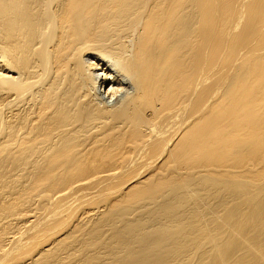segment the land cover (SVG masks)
Listing matches in <instances>:
<instances>
[{"label": "bare ground", "instance_id": "6f19581e", "mask_svg": "<svg viewBox=\"0 0 264 264\" xmlns=\"http://www.w3.org/2000/svg\"><path fill=\"white\" fill-rule=\"evenodd\" d=\"M0 264H264V0H0Z\"/></svg>", "mask_w": 264, "mask_h": 264}]
</instances>
